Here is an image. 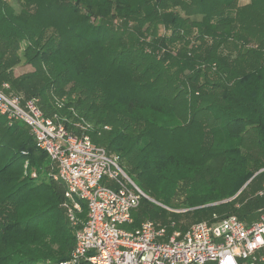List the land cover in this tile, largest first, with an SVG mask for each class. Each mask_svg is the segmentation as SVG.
Listing matches in <instances>:
<instances>
[{
  "label": "trees",
  "instance_id": "trees-1",
  "mask_svg": "<svg viewBox=\"0 0 264 264\" xmlns=\"http://www.w3.org/2000/svg\"><path fill=\"white\" fill-rule=\"evenodd\" d=\"M15 1L17 11L0 0V88L7 82L73 130L88 123L92 142L115 154L141 190L182 196L196 221L257 218L264 0ZM22 60L32 71L14 76ZM63 200L28 127L0 114V264L68 258L75 229ZM153 207L141 198L130 228L153 220Z\"/></svg>",
  "mask_w": 264,
  "mask_h": 264
},
{
  "label": "built area",
  "instance_id": "built-area-1",
  "mask_svg": "<svg viewBox=\"0 0 264 264\" xmlns=\"http://www.w3.org/2000/svg\"><path fill=\"white\" fill-rule=\"evenodd\" d=\"M0 114L28 127L36 147L49 157L52 178L64 185L62 206L75 230L68 258L59 264H264V205L250 222L212 213L169 235L151 219L132 230L119 229L118 224L132 221L131 211L146 194L116 155L92 142L88 123L75 122L78 131L73 130L64 116H46L36 99L10 91L6 83L0 88ZM257 194H264V182ZM81 202L83 223L77 216Z\"/></svg>",
  "mask_w": 264,
  "mask_h": 264
},
{
  "label": "rangeland",
  "instance_id": "rangeland-1",
  "mask_svg": "<svg viewBox=\"0 0 264 264\" xmlns=\"http://www.w3.org/2000/svg\"><path fill=\"white\" fill-rule=\"evenodd\" d=\"M7 1L11 3V5L16 9V11L19 9L18 4L15 0H7ZM162 29H163V27L160 26L159 31L161 32ZM15 68H16L15 74H22L25 72L32 71V67L29 64L25 63L23 60L21 63L16 65ZM4 83L8 84L7 82H4ZM10 91L15 92L14 90H11V89H10ZM15 93H17V92H15ZM104 128H108V127L106 126ZM108 154H111V153L108 152ZM123 168L126 171V173L132 178V180L136 184H138V186H140L138 181L136 180L135 176L133 174L129 173L125 167H123ZM102 183H106V180H103ZM142 191H143V189H142ZM143 192L146 194V196L143 198L149 200L150 202H152L154 204V207L152 208V211H151L153 214V221L164 226L167 230V235H169L172 230L180 229L181 226L187 227L191 223L196 221V219L192 218L189 213H184V211L186 209L182 208L183 207V204L181 203L182 196H173L172 198L166 199L163 196H148L147 194H149V192H147L146 190H144ZM232 197L233 196H231L228 199L222 200L220 202L230 200V199H232ZM247 197H251V196H247ZM140 206H143V205L141 204ZM261 207L262 206H260L259 208H261ZM259 208H257V210H255V212L257 214H258ZM188 209H190V208H188ZM117 227L119 229L126 230V231L132 230V228H130V226H129V223L118 224ZM206 264H214V263L209 262Z\"/></svg>",
  "mask_w": 264,
  "mask_h": 264
},
{
  "label": "crops",
  "instance_id": "crops-1",
  "mask_svg": "<svg viewBox=\"0 0 264 264\" xmlns=\"http://www.w3.org/2000/svg\"><path fill=\"white\" fill-rule=\"evenodd\" d=\"M15 66L13 67V74H14V76H18V75H20V74H15Z\"/></svg>",
  "mask_w": 264,
  "mask_h": 264
},
{
  "label": "water",
  "instance_id": "water-1",
  "mask_svg": "<svg viewBox=\"0 0 264 264\" xmlns=\"http://www.w3.org/2000/svg\"><path fill=\"white\" fill-rule=\"evenodd\" d=\"M246 183H247V182H246ZM246 183H245V184H246ZM245 184L239 189V191L245 186ZM239 191H238V192H239ZM233 197H234V196H233ZM233 197H232V198H233Z\"/></svg>",
  "mask_w": 264,
  "mask_h": 264
}]
</instances>
